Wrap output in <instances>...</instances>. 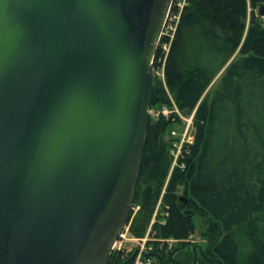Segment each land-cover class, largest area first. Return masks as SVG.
Here are the masks:
<instances>
[{"label": "water", "instance_id": "1", "mask_svg": "<svg viewBox=\"0 0 264 264\" xmlns=\"http://www.w3.org/2000/svg\"><path fill=\"white\" fill-rule=\"evenodd\" d=\"M169 3L0 0V264H105L132 205Z\"/></svg>", "mask_w": 264, "mask_h": 264}, {"label": "trees", "instance_id": "2", "mask_svg": "<svg viewBox=\"0 0 264 264\" xmlns=\"http://www.w3.org/2000/svg\"><path fill=\"white\" fill-rule=\"evenodd\" d=\"M263 4L189 0L170 45L164 82L148 68L149 110L172 107L171 99L183 114L194 110V141L183 145L170 175L178 139L170 131L181 120L171 112L149 115L147 122L125 223L134 237H143L150 226L147 244L156 264H264V16L258 13ZM197 229L201 244L189 239ZM134 254V248L112 249L105 264H133Z\"/></svg>", "mask_w": 264, "mask_h": 264}, {"label": "built area", "instance_id": "3", "mask_svg": "<svg viewBox=\"0 0 264 264\" xmlns=\"http://www.w3.org/2000/svg\"><path fill=\"white\" fill-rule=\"evenodd\" d=\"M189 0H170L168 9L165 14L164 21L162 23V27L157 39L156 43V49L154 52V55L152 57V60L150 62V66L153 67L152 71L154 74H156L159 78H161L164 82V66L167 59V55L170 49V45L172 42V39L174 38L176 28L181 16V13L183 9L188 4ZM157 51V54H156ZM156 55V56H155ZM156 60V62L159 64L158 66H154L153 62ZM149 66V67H150ZM151 71V72H152ZM152 72V73H153ZM172 100V107L162 106L157 111L156 114H162L164 116H167L169 113L173 112L178 115V117L181 120V137L174 141L173 148L176 149V152L172 154L174 156V160L172 157V164L171 169L177 164L178 157L181 153V149L185 143L191 144L194 141V136L191 132L192 124H193V116H194V110L186 115L183 114L179 108ZM175 135V132L172 133ZM160 202V201H159ZM159 204V203H158ZM156 213L154 212V215ZM154 219V218H153ZM149 231L150 227L147 229L145 235L141 238H130L129 237V223L124 224L120 232L118 233L117 239L115 240L113 244V249L115 250H121L125 249V243L129 240H134L137 244V248L135 249L134 254V260L133 264H155V260L152 256L149 255V253L152 251V245L147 244L148 237H149ZM169 246L173 243V240L169 239L167 240Z\"/></svg>", "mask_w": 264, "mask_h": 264}, {"label": "rangeland", "instance_id": "4", "mask_svg": "<svg viewBox=\"0 0 264 264\" xmlns=\"http://www.w3.org/2000/svg\"><path fill=\"white\" fill-rule=\"evenodd\" d=\"M151 67V66H150ZM152 69H153V67H152ZM224 69V68H223ZM223 69L217 74V76L211 81V83L209 84V86L207 87V89L206 90H208V89H210L213 85H214V83H215V81L217 80V78L219 77V75L222 73V71H223ZM149 115L150 116H155L156 115V111H154L153 109H151V110H149ZM172 130L170 131V134L173 136V137H175V138H180L181 137V131H182V126L181 125H179V124H175L172 128H171ZM173 132H175V135H173L172 133ZM191 132H192V134H193V128L191 129ZM172 150H173V153L174 152H176V149L175 148H173V149H171V155H172V157H173V160H174V156H173V154H172ZM174 168V167H173ZM170 169H171V167H170ZM171 171L172 170H170L169 171V175H170V173H171ZM164 189H165V186L163 187V189H162V192L164 191ZM161 192V193H162ZM180 196H182L183 195V192H182V189L180 190ZM161 197H162V194L160 195V197H159V200H158V202H157V204H156V208H155V213H157V211H158V209H159V205H160V202H161ZM160 201V202H159ZM159 203V204H158ZM156 215V214H155ZM155 215H154V213H153V218L155 217ZM152 218V219H153ZM150 227V226H149ZM148 227V228H149ZM198 229L196 230V232L192 235V236H189V239H191L192 240V242L194 241V242H196L197 244H201L202 243V240H201V238L199 237V235H198ZM129 237L130 238H141V237H134V236H132L131 234H130V232H129ZM148 238H150V237H148ZM125 249L127 250V251H130L132 248H134V249H136L137 248V244H136V242L134 241V240H129V241H127L126 243H125ZM196 248V247H195ZM198 249V248H197ZM135 257V256H134ZM156 264V263H155Z\"/></svg>", "mask_w": 264, "mask_h": 264}]
</instances>
